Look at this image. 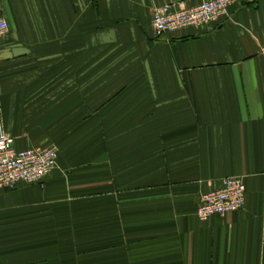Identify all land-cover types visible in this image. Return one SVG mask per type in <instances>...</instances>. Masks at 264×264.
<instances>
[{
  "label": "crops",
  "instance_id": "1",
  "mask_svg": "<svg viewBox=\"0 0 264 264\" xmlns=\"http://www.w3.org/2000/svg\"><path fill=\"white\" fill-rule=\"evenodd\" d=\"M201 1L0 0V130L58 148L0 190V264H264V0L152 34ZM226 176L243 208L200 220Z\"/></svg>",
  "mask_w": 264,
  "mask_h": 264
},
{
  "label": "built area",
  "instance_id": "2",
  "mask_svg": "<svg viewBox=\"0 0 264 264\" xmlns=\"http://www.w3.org/2000/svg\"><path fill=\"white\" fill-rule=\"evenodd\" d=\"M255 0H202L190 7L175 4L155 6L151 13L152 34L160 36L188 27L202 26L227 17L229 8L237 3H251ZM8 32L7 21L0 18V38ZM264 57V45L260 46ZM58 148L54 144L33 148H14L13 138L0 130V190L15 188L20 183L43 184L46 176L56 166ZM245 185L242 177L226 176L220 179L217 188L201 195L196 215L205 220L211 215H224L243 208Z\"/></svg>",
  "mask_w": 264,
  "mask_h": 264
}]
</instances>
